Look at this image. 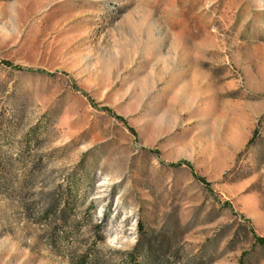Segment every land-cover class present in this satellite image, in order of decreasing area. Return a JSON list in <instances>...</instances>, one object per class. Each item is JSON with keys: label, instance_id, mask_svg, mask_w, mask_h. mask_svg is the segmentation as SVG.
I'll return each instance as SVG.
<instances>
[{"label": "rangeland", "instance_id": "1", "mask_svg": "<svg viewBox=\"0 0 264 264\" xmlns=\"http://www.w3.org/2000/svg\"><path fill=\"white\" fill-rule=\"evenodd\" d=\"M0 158V264H264V0H0Z\"/></svg>", "mask_w": 264, "mask_h": 264}, {"label": "trees", "instance_id": "2", "mask_svg": "<svg viewBox=\"0 0 264 264\" xmlns=\"http://www.w3.org/2000/svg\"><path fill=\"white\" fill-rule=\"evenodd\" d=\"M4 166H5V161L2 158H0V170L4 169ZM256 242L259 245L264 246V238H257ZM131 261H132V259H130V262Z\"/></svg>", "mask_w": 264, "mask_h": 264}]
</instances>
